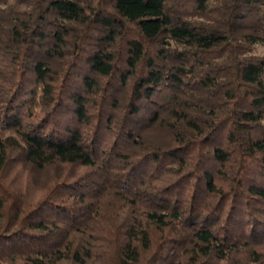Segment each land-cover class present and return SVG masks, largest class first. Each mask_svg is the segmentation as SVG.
<instances>
[{"label":"trees","instance_id":"trees-1","mask_svg":"<svg viewBox=\"0 0 264 264\" xmlns=\"http://www.w3.org/2000/svg\"><path fill=\"white\" fill-rule=\"evenodd\" d=\"M264 0H0V264H264Z\"/></svg>","mask_w":264,"mask_h":264},{"label":"rangeland","instance_id":"rangeland-1","mask_svg":"<svg viewBox=\"0 0 264 264\" xmlns=\"http://www.w3.org/2000/svg\"><path fill=\"white\" fill-rule=\"evenodd\" d=\"M257 52L264 53V43L259 42L256 47Z\"/></svg>","mask_w":264,"mask_h":264}]
</instances>
